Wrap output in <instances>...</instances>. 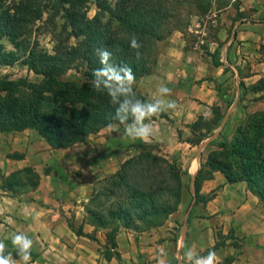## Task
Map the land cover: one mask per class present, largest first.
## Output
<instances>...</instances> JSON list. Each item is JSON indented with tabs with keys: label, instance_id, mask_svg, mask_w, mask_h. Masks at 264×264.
<instances>
[{
	"label": "crops",
	"instance_id": "crops-1",
	"mask_svg": "<svg viewBox=\"0 0 264 264\" xmlns=\"http://www.w3.org/2000/svg\"><path fill=\"white\" fill-rule=\"evenodd\" d=\"M239 2L236 12L241 16L223 17L216 31L219 66L195 47L186 48L184 37L174 30L158 42L154 71L133 84L146 102L165 99L177 105L152 118L148 142L136 140L182 169L181 200L166 221L143 231L119 228V258L105 259L107 230L89 222L84 206L94 183L138 152L123 135L125 126L113 123L118 132L100 127L87 142L64 148H51L33 129H24L0 132V176L6 179L30 167L39 179L34 189L13 193L2 189L0 178V241L27 235L37 254L30 264H157L161 248L166 264H183L181 251L189 249L197 255L214 250L217 264H264V202L245 181L229 182L220 170L207 171L205 165L206 150L217 147L224 124L239 120L243 109L264 108V99L245 100L246 91L261 90L242 83L264 77V0ZM162 85L172 90L169 96L158 94ZM199 116L215 123L193 129ZM79 227L84 234L76 233Z\"/></svg>",
	"mask_w": 264,
	"mask_h": 264
},
{
	"label": "trees",
	"instance_id": "trees-1",
	"mask_svg": "<svg viewBox=\"0 0 264 264\" xmlns=\"http://www.w3.org/2000/svg\"><path fill=\"white\" fill-rule=\"evenodd\" d=\"M89 2L0 0V66L21 64L39 78L0 75L1 133L30 128L51 148H64L85 142L100 127L120 124L114 120L116 106L107 94L92 88L93 71L101 67L96 49L110 51L111 63L130 66L137 80L154 71L159 41L174 30L185 39L191 17L201 18L239 0H94L93 16L88 15ZM44 14V21L51 24V51L32 39L34 26ZM132 35L142 45L139 60L129 46ZM4 39L11 49L4 46ZM212 64L219 66L221 62L214 58ZM76 65L81 68L82 80L65 79L66 72ZM133 91L146 102L140 92L134 88ZM252 115L238 127L233 140L215 142L217 150L208 153L205 165L207 171L220 170L229 182L245 181L249 190L264 202V112ZM199 121L207 120L199 116L193 129L206 127ZM132 144L138 152L126 158L114 173L96 181L84 206L89 222L107 230V242L102 249L107 260L119 258L115 250L119 228L143 231L160 226L181 200L182 169L178 163L156 153L151 145L141 141ZM23 171L30 173L31 168L20 172ZM17 173L6 179L0 176L2 189L17 193L18 188L26 185L16 179ZM36 178L32 189L39 176ZM199 186L196 178V195ZM70 227L73 228L71 223ZM75 231L84 234L81 227ZM4 242L5 254L11 252L17 257L11 241ZM31 255L37 256L33 252Z\"/></svg>",
	"mask_w": 264,
	"mask_h": 264
},
{
	"label": "clouds",
	"instance_id": "clouds-1",
	"mask_svg": "<svg viewBox=\"0 0 264 264\" xmlns=\"http://www.w3.org/2000/svg\"><path fill=\"white\" fill-rule=\"evenodd\" d=\"M129 46L135 50V56L139 60L142 45L135 35L130 37ZM96 55L101 67L93 71L92 88L98 93H106L110 103L116 106L114 120L125 126L123 135L127 139L148 142L153 133L152 118L168 109H175L176 102L165 99L144 102L138 99L133 91L135 82L133 69L127 65L117 66L111 63L112 53L106 48L96 49ZM171 91L163 85L157 89L161 97L169 96ZM108 127L113 131H119L115 124H109ZM11 245L19 261L14 259L11 252L5 254L7 245L4 241H0V264H19V262L30 264L32 239L23 233H17L11 237ZM166 255L165 249L161 248L157 256V264H166ZM181 255L183 264H217V254L214 250L208 251L206 255H197L189 249L181 251Z\"/></svg>",
	"mask_w": 264,
	"mask_h": 264
},
{
	"label": "rangeland",
	"instance_id": "rangeland-1",
	"mask_svg": "<svg viewBox=\"0 0 264 264\" xmlns=\"http://www.w3.org/2000/svg\"><path fill=\"white\" fill-rule=\"evenodd\" d=\"M240 2L236 3L235 5H230L220 11H212L208 15L203 16L201 18H197L196 16L191 17L190 25L187 28V34H186V44L188 47H195L196 51L202 55H205L208 57L210 61H212L214 58L218 59V48L220 46L219 42L213 43L214 40H216V31L218 30L219 24L222 21L221 19L223 17H229V18H235L240 17L241 14L236 10L239 8ZM96 11V7L94 4V0H90L89 6H88V15L93 16V14ZM47 17L46 14H44L43 19L41 21H37L34 26V31L32 33V39L36 40L39 44V46L43 49H47L49 51L52 50V46L54 44L52 35L50 33L51 24L48 22H45L44 19ZM61 22V19H57V23L59 24ZM59 28V26H58ZM71 42H74V39H71ZM4 46L7 49H11L12 46L9 43L8 40L4 39ZM212 55V56H211ZM7 74L11 78H17V77H28L29 79L36 80L39 79L36 77L31 71H28L27 68L24 65L21 64H15L13 66H0V75ZM65 79L68 80H82L83 76L81 73V68L79 65L73 66L71 69H69L66 74L64 75ZM230 75L228 79H230ZM242 83H248V87L250 90L252 87L253 89H259L261 90V93L255 94L253 91H246L248 92L245 96V100H257V99H264V77L258 79L254 83H250L248 80L243 81ZM232 86V81L230 83ZM252 85V86H251ZM220 89H222V86H219ZM255 91V90H254ZM243 107L246 108L249 103L245 104L242 103ZM243 114L240 116L239 120L237 121H230V123L224 124L223 131H225L223 136L220 138V141L227 140H233V138L236 136V131L239 126L244 125L248 120L251 119L252 114L256 112H264V108L259 110L258 107H255L253 110H249V112L246 109H243ZM214 120H207L205 122L199 121V124H202V126L206 125V127H211L212 124H214ZM30 129V128H28ZM34 131V130H33ZM36 132V131H34ZM37 134V133H36ZM38 135V134H37ZM89 138L85 140V142L88 141ZM216 142V143H218ZM133 143V142H132ZM208 149H212V147H209ZM217 150V147H213L212 150H206L208 153L209 151ZM172 160V159H170ZM31 168L30 173L26 172H18L15 177L16 179H21L26 182V185L23 187L18 188L17 193L19 192H26L28 190H31V184L34 183V181L37 179L36 176H39V173ZM37 174V175H35ZM95 184V183H94ZM107 241V238H106Z\"/></svg>",
	"mask_w": 264,
	"mask_h": 264
}]
</instances>
